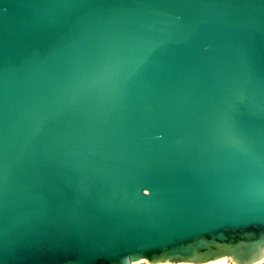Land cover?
<instances>
[{
  "label": "water",
  "instance_id": "obj_1",
  "mask_svg": "<svg viewBox=\"0 0 264 264\" xmlns=\"http://www.w3.org/2000/svg\"><path fill=\"white\" fill-rule=\"evenodd\" d=\"M264 259V0H0V264Z\"/></svg>",
  "mask_w": 264,
  "mask_h": 264
},
{
  "label": "built area",
  "instance_id": "obj_2",
  "mask_svg": "<svg viewBox=\"0 0 264 264\" xmlns=\"http://www.w3.org/2000/svg\"><path fill=\"white\" fill-rule=\"evenodd\" d=\"M264 260V259H263ZM146 261V262H145ZM141 260V261H139V262H136L137 264H151V263H149V261L148 260ZM170 264H180V263H170ZM186 264H193V263H186ZM222 264H236L235 262H233V260L231 259V258H226L225 259V261H224V263H222ZM256 264H261V262H259V263H256Z\"/></svg>",
  "mask_w": 264,
  "mask_h": 264
},
{
  "label": "bare ground",
  "instance_id": "obj_3",
  "mask_svg": "<svg viewBox=\"0 0 264 264\" xmlns=\"http://www.w3.org/2000/svg\"><path fill=\"white\" fill-rule=\"evenodd\" d=\"M225 259H226V258L221 259V260H217V261H211V262H208V263H205V264H222V263H224ZM144 261H145V260H144ZM145 262H146V261H145ZM131 264H137V263H131ZM165 264H170V263L166 262Z\"/></svg>",
  "mask_w": 264,
  "mask_h": 264
},
{
  "label": "snow or ice",
  "instance_id": "obj_4",
  "mask_svg": "<svg viewBox=\"0 0 264 264\" xmlns=\"http://www.w3.org/2000/svg\"><path fill=\"white\" fill-rule=\"evenodd\" d=\"M261 264H264V260H261Z\"/></svg>",
  "mask_w": 264,
  "mask_h": 264
}]
</instances>
